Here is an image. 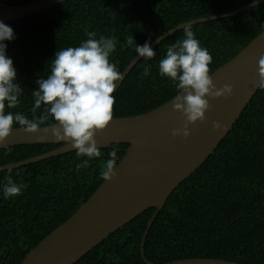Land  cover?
Segmentation results:
<instances>
[{"label":"trees","instance_id":"trees-1","mask_svg":"<svg viewBox=\"0 0 264 264\" xmlns=\"http://www.w3.org/2000/svg\"><path fill=\"white\" fill-rule=\"evenodd\" d=\"M38 0H0V11ZM254 0H68L42 13L4 22L15 39L7 55L22 87L17 107L5 111L37 119L36 81L51 71L56 51L88 39L85 29L117 40L109 57L121 73L137 56V45L153 43L180 24L237 10ZM195 38L212 56L210 74L231 60L264 30V2L233 17L192 25ZM183 30L158 43L156 56L141 58L118 89L113 118L149 112L171 101L177 89L158 74L167 47ZM145 64L151 75L142 77ZM50 118L40 127L54 125ZM22 127L14 125V128ZM62 144H28L0 150V167L55 150ZM127 144L100 148L102 156L77 170L75 151L0 172V186L11 177L26 184L20 196L0 193V264H20L43 238L69 219L103 179L102 165L112 149L118 162ZM155 209H148L103 240L74 264H165L183 259H215L264 264V89L259 88L227 136L208 159L169 196L142 237Z\"/></svg>","mask_w":264,"mask_h":264},{"label":"water","instance_id":"water-1","mask_svg":"<svg viewBox=\"0 0 264 264\" xmlns=\"http://www.w3.org/2000/svg\"><path fill=\"white\" fill-rule=\"evenodd\" d=\"M68 0H38L0 11V21L9 22L30 17ZM264 2L251 3L218 16L196 19L178 25L150 44L158 43L183 30L187 24L195 25L236 16ZM264 56V30L231 60L217 68L212 75L219 89L230 84V97L210 99L204 122L189 125L187 139L173 138V129L184 124L179 113L165 103L149 112L123 118H112L106 129L95 136L99 148L114 144H127L125 153L115 169V179L104 180L77 211L43 238L23 258L20 264H74L103 240L128 224L148 209H155L146 225L145 236L171 193L217 149L237 119L257 92L259 77L257 63ZM141 59V58H140ZM137 56L123 70V80L140 60ZM122 80V81H123ZM117 84V89L122 83ZM116 89V90H117ZM220 127L212 128L213 123ZM54 125L40 127L35 134H28L23 127L13 128L12 133L0 144L1 149L28 144H62L59 148L15 164L0 167V172L11 171L52 157L73 152L68 144L55 140L50 131ZM146 264L148 262L142 254ZM165 264H238L215 259H183Z\"/></svg>","mask_w":264,"mask_h":264},{"label":"clouds","instance_id":"clouds-1","mask_svg":"<svg viewBox=\"0 0 264 264\" xmlns=\"http://www.w3.org/2000/svg\"><path fill=\"white\" fill-rule=\"evenodd\" d=\"M88 39L79 46L66 47L56 51L51 60V71L45 79H38V89L33 90V113L42 105L45 112L37 119H29L22 113L6 112L19 104L22 87L17 82V70L12 59L7 55V43L16 37L11 26L0 21V144L10 136L14 125L23 127L28 134H35L41 124L50 118L55 126L50 131L57 141H63L75 151L76 156L83 158L76 165L77 170L87 168L90 162L102 156L95 136L106 129L113 118V105L116 97L113 93L117 84L123 80V73L117 70L109 57L114 53L117 40L100 36L85 29ZM183 38L169 45L163 59L159 61L158 74L167 78L177 89L171 107L179 113L184 124L173 129V138L187 139L190 135L189 125L204 122L205 113L209 110V100L230 97L233 88L225 84L217 88L212 80L209 65L212 56L208 49L202 47L195 38L191 24L183 27ZM137 58L145 61L156 56L150 42L137 45L132 38ZM259 77L258 88L264 89V56L257 63ZM142 77L151 75L150 65L145 64ZM213 123L212 128H219ZM118 149L109 151V158L104 161L100 172L105 182L115 179ZM26 184H17L11 177L0 186L4 199L20 196Z\"/></svg>","mask_w":264,"mask_h":264}]
</instances>
